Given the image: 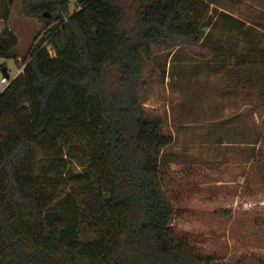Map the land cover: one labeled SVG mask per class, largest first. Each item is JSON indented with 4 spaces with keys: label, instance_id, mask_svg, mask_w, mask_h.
Wrapping results in <instances>:
<instances>
[{
    "label": "trees",
    "instance_id": "16d2710c",
    "mask_svg": "<svg viewBox=\"0 0 264 264\" xmlns=\"http://www.w3.org/2000/svg\"><path fill=\"white\" fill-rule=\"evenodd\" d=\"M210 1L85 0L72 12L67 0H19L44 31L0 92V264H264L178 238L158 158L172 141L160 118H142L146 89L165 79L154 56H213L200 14ZM14 2L0 0V56L15 59ZM76 158L84 171L62 194Z\"/></svg>",
    "mask_w": 264,
    "mask_h": 264
},
{
    "label": "rangeland",
    "instance_id": "374dc122",
    "mask_svg": "<svg viewBox=\"0 0 264 264\" xmlns=\"http://www.w3.org/2000/svg\"><path fill=\"white\" fill-rule=\"evenodd\" d=\"M67 1L73 12L85 0ZM200 14L210 23L204 31L213 56L185 48L154 56L165 79L146 89L142 118H160L161 134L172 141L158 158L178 238L225 259L264 257V164L253 162L264 135V0H211ZM9 27L19 44L15 59L0 56V92L5 73H22L44 31L19 0ZM3 28L0 20V34ZM83 171L78 158L68 161L60 192L70 191L69 172Z\"/></svg>",
    "mask_w": 264,
    "mask_h": 264
},
{
    "label": "built area",
    "instance_id": "2783aa9c",
    "mask_svg": "<svg viewBox=\"0 0 264 264\" xmlns=\"http://www.w3.org/2000/svg\"><path fill=\"white\" fill-rule=\"evenodd\" d=\"M16 77H17V75H16L14 78H10V77L2 78L1 83L4 85V89H5L6 87H8V86L11 84V82H12Z\"/></svg>",
    "mask_w": 264,
    "mask_h": 264
},
{
    "label": "crops",
    "instance_id": "0c3cea01",
    "mask_svg": "<svg viewBox=\"0 0 264 264\" xmlns=\"http://www.w3.org/2000/svg\"><path fill=\"white\" fill-rule=\"evenodd\" d=\"M10 29L12 30V28L10 27ZM13 31V30H12ZM14 32V31H13ZM15 33V32H14Z\"/></svg>",
    "mask_w": 264,
    "mask_h": 264
},
{
    "label": "water",
    "instance_id": "95a60500",
    "mask_svg": "<svg viewBox=\"0 0 264 264\" xmlns=\"http://www.w3.org/2000/svg\"><path fill=\"white\" fill-rule=\"evenodd\" d=\"M7 75V73H5ZM8 76V75H7Z\"/></svg>",
    "mask_w": 264,
    "mask_h": 264
}]
</instances>
